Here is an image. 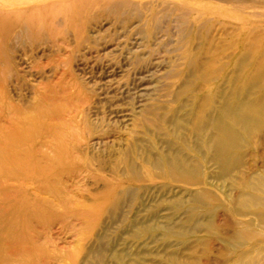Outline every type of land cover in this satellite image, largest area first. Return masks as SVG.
I'll return each mask as SVG.
<instances>
[{
    "label": "bare ground",
    "instance_id": "1",
    "mask_svg": "<svg viewBox=\"0 0 264 264\" xmlns=\"http://www.w3.org/2000/svg\"><path fill=\"white\" fill-rule=\"evenodd\" d=\"M3 1L0 220L8 215L10 219L5 236L0 235L1 245L8 247L0 264H77L84 254L97 264H119L118 252L100 242L110 231L106 219L120 224L122 217L125 234L147 241L148 248L159 242L173 247L172 239L177 238L176 244L193 256L200 246L210 251L219 246L221 259L215 264H264V0H193L222 11L193 17L156 0H147L141 9L114 0H48L43 5ZM129 8H134L130 20L145 19L151 34L160 13H172L187 26L186 33L181 32L183 47L188 37L199 43L196 52L189 51L191 81L163 107L166 116L161 108L138 119L142 125L134 124L167 136L166 150L158 151L153 139L147 147L130 141L106 176L95 169L92 157L71 153L77 142L71 146L48 125L52 138L43 146L57 154L39 158L37 139L30 135L35 127L8 94L15 81L19 88L27 85V72L18 70L16 54L27 56V46L49 45L70 31L83 42L81 21L90 10L127 19ZM61 18L65 30L60 33L56 26ZM18 40L21 50L14 46ZM202 55L207 56L204 62L198 58ZM79 174L102 188L78 197L64 181H74ZM34 181L41 183L39 194L55 199L31 194L27 185ZM57 208L67 212L64 218L80 221L79 228L70 229L80 235V243L65 252L51 251L40 234L20 223L23 217H37L50 228ZM124 209L129 210L126 217ZM203 232L207 238L198 236ZM168 264L177 263L171 259ZM183 264H200L199 258Z\"/></svg>",
    "mask_w": 264,
    "mask_h": 264
},
{
    "label": "rangeland",
    "instance_id": "2",
    "mask_svg": "<svg viewBox=\"0 0 264 264\" xmlns=\"http://www.w3.org/2000/svg\"><path fill=\"white\" fill-rule=\"evenodd\" d=\"M45 1L48 0H31L42 3L41 5ZM55 1L61 3L68 0ZM114 1L128 2L135 9L148 4L147 0ZM156 1L184 10L191 17L222 12L193 0ZM1 2L4 1L0 0V11H4L7 8ZM134 8L127 10V19L100 10H90V16L81 21L84 28L83 42L70 31L67 36L58 37L49 45L35 49L27 46L25 49L30 51L27 56L16 54L18 70L21 73L27 72V85L19 88L15 81L9 85L8 94L13 104L28 115L29 122L35 127L30 135L37 139L35 154L39 158H53L57 154L43 146L44 140L52 138L48 134V125L57 128L63 135L62 138L71 143V146L73 142H77L76 150L72 147L71 153L92 157L96 161L95 169H101V173L106 176L110 175L119 152L130 145V141H138L147 147L153 139L158 151L166 150L169 138L154 129L145 130L138 125H142L143 120H137L148 117V113L161 108L160 114L166 116L163 107H167L173 95L191 81L188 74L191 60L189 51L191 49L196 52L199 43L188 37L187 44L183 47L185 42L182 44L184 40L181 32L186 33L187 26L172 13H160L157 28L151 34L145 19L130 20L133 16L129 13ZM59 21L56 26L58 32L65 30V22L62 18ZM48 35L46 39L50 40L52 36ZM14 46L16 50L22 49L19 40ZM198 58L202 62L207 60L206 55ZM20 63H24L23 67L27 68L24 69ZM186 95L190 93L187 92ZM42 101L45 102L41 103ZM135 123L138 126H134ZM9 184L16 182L10 181ZM64 184L73 193L78 191V197L86 195L88 191L94 194L102 188L95 185L93 180H86L85 175L81 174L74 181H64ZM40 185V182L34 181L27 186L31 194L39 195L40 200L53 201L55 198L39 194ZM55 211L56 214L51 219L56 223L50 228L45 220L37 217H23L20 223L22 226L27 223L33 234H40L51 251L65 252L80 243V235L70 230L79 228L80 221L64 218L67 212L63 208ZM128 211L125 212L124 209L122 216L126 217ZM9 219L8 215L0 220V235L5 236V223ZM122 221L123 217L120 224H112L111 219H106L105 223L110 231L102 243L98 241L101 245L109 243L114 249L113 253L118 252L121 260H113L119 264H168L171 259L177 264H183L194 258H199L200 264H215V261L221 259L219 246L214 247L213 251L200 246L193 256L187 251V247L176 244L177 238L172 239L173 247L163 246L159 242L148 248L145 246L147 241H136L125 234ZM98 233H101L100 230ZM198 236L207 238L204 232ZM7 250V245L2 246L0 243V257ZM90 260L84 254L77 264H97L96 260L89 263Z\"/></svg>",
    "mask_w": 264,
    "mask_h": 264
}]
</instances>
